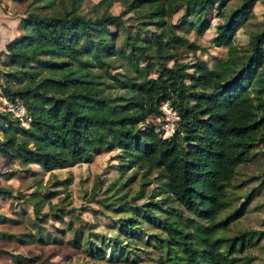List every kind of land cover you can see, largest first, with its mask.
I'll list each match as a JSON object with an SVG mask.
<instances>
[{
	"label": "trees",
	"instance_id": "obj_1",
	"mask_svg": "<svg viewBox=\"0 0 264 264\" xmlns=\"http://www.w3.org/2000/svg\"><path fill=\"white\" fill-rule=\"evenodd\" d=\"M48 1L30 0L19 23V34L6 44L1 93L6 99L22 100L30 119L24 125L11 112L0 111V155L9 162L18 160L25 166L36 164L53 171L117 148L119 177L105 189L115 187L117 202H105L109 195L98 202L113 209H134L135 216L120 223L129 230L137 225L132 221L139 214L151 220L153 206L167 214L157 219L163 234L153 236L161 247L158 264L250 261L236 252L238 244L255 235L254 231L232 236L216 232L244 210L242 206L235 215L218 220L231 204L228 185L264 128V28L252 35L248 50L242 52L233 42L243 16L256 0H242L241 9L247 13L238 20L226 19L212 38L214 45L228 46L226 61L217 60L212 65L198 57L181 59L177 46L194 50L200 45L178 33L171 19L182 9L185 13L179 24L194 27L213 5L224 16L228 0H123L124 6L136 14L134 28L138 32L150 23L160 33L152 39L128 30L122 47L117 46L116 33L101 35L107 32L105 26H123L126 22L122 14L109 11L107 6L98 9L108 0L93 5L91 14L80 11L83 0H57L59 6L44 11ZM189 16L191 19L186 20ZM239 54H248L249 62L239 63ZM114 55L130 58L135 75L113 72ZM139 55L157 65L154 77L142 75L146 65L140 64ZM124 64L117 63L119 67ZM114 88L111 95L109 90ZM166 100L175 109L178 121L172 133L163 136L148 117L162 114L160 103ZM128 169H133L132 173L118 182ZM152 170L163 174L160 192L193 216L191 232L186 231L183 218L177 214L180 208L166 211L157 198L132 204L133 195L127 197L126 186L139 172L144 176ZM68 181L62 179L55 184ZM114 192L110 196H115ZM1 196L20 199L24 193L13 195L10 188L0 184ZM28 200L34 214H39L43 199ZM49 204L48 212L55 218L68 211L64 205ZM6 221L0 213V223ZM2 234L19 243L40 238L36 230L26 231L27 239ZM73 234L71 243L83 245L79 232ZM96 247L93 252L102 254L103 249Z\"/></svg>",
	"mask_w": 264,
	"mask_h": 264
},
{
	"label": "rangeland",
	"instance_id": "obj_2",
	"mask_svg": "<svg viewBox=\"0 0 264 264\" xmlns=\"http://www.w3.org/2000/svg\"><path fill=\"white\" fill-rule=\"evenodd\" d=\"M99 1L102 0H83L80 11L91 14L93 5ZM241 1L228 0L224 8V16L213 5L194 27L179 24L185 13L179 9L171 19L172 23L176 24L175 30L200 45V48L194 50L177 46L176 51L181 55V59L192 61L198 57L206 60L209 65L217 60L226 61L228 46L214 45L212 38L226 19L238 20L239 16L242 17L244 13H247L246 9H241ZM29 2L30 0H0V83H4L5 79L2 58L6 51V44L19 34V23L27 13ZM66 2L67 0L63 1V3ZM56 4L59 6L57 0H49L44 11ZM124 5L123 0H108L107 4L98 6L100 11L107 6L109 11L120 13L126 19L123 26L113 24L105 26L107 32L102 31V36H107L109 32L116 33L117 46L122 47V43H126L128 30L142 37L148 35L152 39L154 34L160 33V29L150 23L138 32L134 28V24L138 21L136 14ZM189 19H191L190 16L186 20ZM263 28L264 0H256L236 29L233 37L234 44L242 52L245 49L248 50L252 35ZM128 53L132 55L131 50ZM138 57L140 64L146 65L142 75L154 77L157 74V65L149 58L140 55ZM112 59L113 72L135 75L130 58L114 55ZM249 60L248 54L244 57H241V54L238 56L239 63H248ZM119 61H123L124 66L119 67L117 65ZM137 75L140 74L137 73ZM114 90L116 89L109 90L111 95L115 94ZM1 92L0 87V111H8L6 100H10L4 98ZM160 110L162 114L149 115L148 119L157 124L163 136H168L177 124L178 115L167 100L160 103ZM13 116L18 118L21 124L28 125L27 116L29 115L25 105L21 116ZM254 145L247 160L238 165L228 185L231 204L220 213L218 220L225 219L230 214L235 215L242 206L244 210L240 216L228 222L226 227H221L216 235L232 236L239 234L240 231H254L255 235L247 237L243 244L241 242L238 244L236 253L243 259L251 258L246 264H264V128L257 134ZM118 153L117 148L102 151L93 155L89 161L80 160L69 167L53 171H45L36 164L25 166L18 160L9 162L0 155V184L10 188L13 195L19 192L24 193V197L20 199L14 196L0 197V213L7 217L6 222L0 223V264H158L157 258L161 253V247L153 236L157 232L160 236L163 234L157 219L159 216L166 217L167 214L159 210L158 206H153L152 210L155 214L151 216V220L139 214L136 221H132L138 226L129 230L127 227H122L120 223L124 219L129 220L134 217V209L119 207L113 209L107 203L98 202V199L108 195L105 202H113L118 195L114 192L115 187L111 191L105 190L110 182L119 177ZM132 171L133 169H128L125 176L119 178L118 182H122ZM162 177V172L156 170L144 176L142 172H139L136 179L126 186L129 190L127 197L130 195L134 197L131 203H143L157 198L166 211L180 208L172 199L160 192ZM67 178L68 183L55 184L56 181ZM53 191H55L54 195L44 197ZM112 192L116 193L115 196H110ZM93 193L94 198H92ZM152 195L155 196L152 197ZM35 198L44 201L37 215L34 214L32 204L28 200ZM49 202L53 203L52 205H64L68 211L60 218H55L48 212L50 211ZM180 209L182 213L177 212V214L183 218L186 231L191 232L193 228L190 222L193 216L184 209ZM33 224L36 227L39 224L38 228L36 229ZM35 230L39 232L40 238L37 237V240L30 243H19L15 239H7L2 234L5 232L27 239L29 236H26V231ZM74 231L79 232L83 245L74 246L71 243L75 237ZM89 242H92L91 247ZM225 245L223 243L222 247L224 248ZM96 246L103 249L102 254L93 252ZM236 264L241 262L238 261Z\"/></svg>",
	"mask_w": 264,
	"mask_h": 264
},
{
	"label": "built area",
	"instance_id": "obj_3",
	"mask_svg": "<svg viewBox=\"0 0 264 264\" xmlns=\"http://www.w3.org/2000/svg\"><path fill=\"white\" fill-rule=\"evenodd\" d=\"M10 101L6 100L7 110L11 112L15 116H21L22 112L24 111V105L18 99H9ZM27 119H30V116H27Z\"/></svg>",
	"mask_w": 264,
	"mask_h": 264
}]
</instances>
